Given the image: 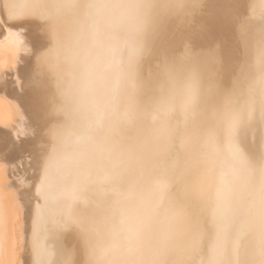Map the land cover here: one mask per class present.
I'll list each match as a JSON object with an SVG mask.
<instances>
[{"label": "clouds", "instance_id": "9594fccd", "mask_svg": "<svg viewBox=\"0 0 264 264\" xmlns=\"http://www.w3.org/2000/svg\"><path fill=\"white\" fill-rule=\"evenodd\" d=\"M23 7L32 264H264V0Z\"/></svg>", "mask_w": 264, "mask_h": 264}, {"label": "bare ground", "instance_id": "6f19581e", "mask_svg": "<svg viewBox=\"0 0 264 264\" xmlns=\"http://www.w3.org/2000/svg\"><path fill=\"white\" fill-rule=\"evenodd\" d=\"M20 5L17 13L22 18L9 19L8 13L0 7V38L4 37L6 28H27V37L34 46L40 43V36L35 24L27 18L23 7L25 0H16ZM30 60L26 61L20 69V75L26 76ZM0 97L6 98L12 103L19 104L25 120H14L8 127L0 126V165L4 166V174L0 176V204L3 206V226L0 234L4 238L3 252L0 253V264H10L16 258V247L14 239L17 227L14 219V208L21 210L20 226L23 229L22 246L20 255L23 264H32V250H39L44 246L42 237L37 233L33 234L32 218L29 210V198L27 191L20 188L18 180L27 178L30 172L29 154L31 151V138L17 141L15 137L16 128L21 124L29 125V99L27 93L17 89L13 84L11 75L0 76Z\"/></svg>", "mask_w": 264, "mask_h": 264}, {"label": "snow or ice", "instance_id": "6c2138e0", "mask_svg": "<svg viewBox=\"0 0 264 264\" xmlns=\"http://www.w3.org/2000/svg\"><path fill=\"white\" fill-rule=\"evenodd\" d=\"M20 7V6H19ZM22 18L21 14L13 12L11 19ZM35 46L29 41L27 37V28H6L4 37L0 38V76L11 75L13 78L14 86L23 90L25 77L20 75V69L24 63L31 58L32 51ZM14 120L23 121L25 117L21 111V106L16 103H12L6 98L0 97V126L8 127L14 122ZM28 127L21 124L16 128L15 139L20 141L22 139L31 138L28 134ZM4 166L0 165V176L4 174ZM27 178H22L18 180V184L21 189L26 190ZM14 219L17 225L14 228L16 237L14 239V245L16 247V258L10 262V264H23L20 250L22 246V233L23 229L20 226L21 220V210L14 208ZM3 206L0 204V228L3 226ZM4 238L0 234V253L3 252Z\"/></svg>", "mask_w": 264, "mask_h": 264}]
</instances>
